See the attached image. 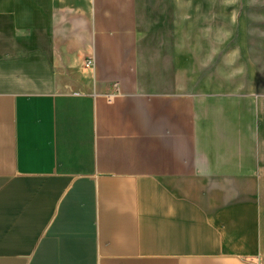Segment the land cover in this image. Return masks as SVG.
<instances>
[{"label":"crops","instance_id":"obj_1","mask_svg":"<svg viewBox=\"0 0 264 264\" xmlns=\"http://www.w3.org/2000/svg\"><path fill=\"white\" fill-rule=\"evenodd\" d=\"M244 1L0 0V264H264Z\"/></svg>","mask_w":264,"mask_h":264},{"label":"rangeland","instance_id":"obj_2","mask_svg":"<svg viewBox=\"0 0 264 264\" xmlns=\"http://www.w3.org/2000/svg\"><path fill=\"white\" fill-rule=\"evenodd\" d=\"M242 14L246 18L251 55L264 74V0H246Z\"/></svg>","mask_w":264,"mask_h":264},{"label":"built area","instance_id":"obj_3","mask_svg":"<svg viewBox=\"0 0 264 264\" xmlns=\"http://www.w3.org/2000/svg\"><path fill=\"white\" fill-rule=\"evenodd\" d=\"M91 64H92V62H91V61H88L87 64H86V67H90ZM113 88L115 89V93L112 94L111 97L114 96V95H117V94H118V91H117L118 84H117V83H114V84H113Z\"/></svg>","mask_w":264,"mask_h":264}]
</instances>
